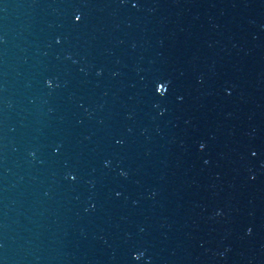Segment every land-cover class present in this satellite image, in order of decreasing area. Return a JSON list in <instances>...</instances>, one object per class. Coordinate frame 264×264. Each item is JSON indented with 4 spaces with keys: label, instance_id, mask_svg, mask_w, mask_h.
<instances>
[{
    "label": "water",
    "instance_id": "obj_1",
    "mask_svg": "<svg viewBox=\"0 0 264 264\" xmlns=\"http://www.w3.org/2000/svg\"><path fill=\"white\" fill-rule=\"evenodd\" d=\"M0 264H264V46L214 0H0Z\"/></svg>",
    "mask_w": 264,
    "mask_h": 264
},
{
    "label": "snow or ice",
    "instance_id": "obj_2",
    "mask_svg": "<svg viewBox=\"0 0 264 264\" xmlns=\"http://www.w3.org/2000/svg\"><path fill=\"white\" fill-rule=\"evenodd\" d=\"M77 19H79V18H77Z\"/></svg>",
    "mask_w": 264,
    "mask_h": 264
}]
</instances>
